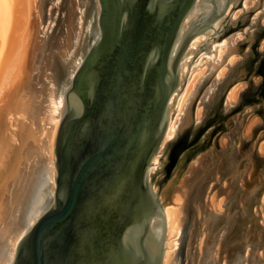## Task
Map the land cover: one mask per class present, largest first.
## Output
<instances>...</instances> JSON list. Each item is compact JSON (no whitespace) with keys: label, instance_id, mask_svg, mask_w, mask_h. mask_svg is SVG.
I'll return each mask as SVG.
<instances>
[{"label":"rangeland","instance_id":"374dc122","mask_svg":"<svg viewBox=\"0 0 264 264\" xmlns=\"http://www.w3.org/2000/svg\"><path fill=\"white\" fill-rule=\"evenodd\" d=\"M38 1L36 10L21 5L40 15L33 19L39 49L10 106L5 90L20 69L0 65V264L10 263L12 242L47 196L61 89L98 15L96 0ZM245 1L229 0L213 29L191 41L199 39L182 70L181 80L190 79L176 134L164 139L166 153L152 162L159 202L176 211L170 264H264V0ZM212 2L201 0L193 25L213 15ZM223 3L217 0L216 10ZM25 27L17 33V54L28 51L25 43L18 46ZM68 33L66 50L60 44ZM175 195L183 199L176 209Z\"/></svg>","mask_w":264,"mask_h":264},{"label":"water","instance_id":"95a60500","mask_svg":"<svg viewBox=\"0 0 264 264\" xmlns=\"http://www.w3.org/2000/svg\"><path fill=\"white\" fill-rule=\"evenodd\" d=\"M96 1L81 62L61 89L47 196L10 264L163 263L166 225L150 168L182 87L181 62L229 0L219 10L212 0L213 15L189 25L178 46L196 0Z\"/></svg>","mask_w":264,"mask_h":264},{"label":"bare ground","instance_id":"6f19581e","mask_svg":"<svg viewBox=\"0 0 264 264\" xmlns=\"http://www.w3.org/2000/svg\"><path fill=\"white\" fill-rule=\"evenodd\" d=\"M24 2H26L28 4V7L33 8V10L38 9L37 8V4H39L38 0H0V65L4 62L5 63L4 66H6L8 68L11 65L13 66V64L15 63V65L19 66V69H20L18 72H15L16 79L14 77V80H12V82L10 83L8 89L5 90V95H6V97L9 98V99L6 98L7 102L5 101L6 105H8V106H10L12 101L14 100V97H12L14 95L12 93L16 94V92L20 91V89H23V88L26 87V84L28 83V78H29L28 74L30 72L29 71L30 70V64L32 63L31 62V58L33 57V54L36 51V49H39V46H37V40H38L37 34H38V32L36 30V26L34 25V23H35L34 21L36 19L39 20L40 19V15H39V13L37 11L35 13L34 12H31V13L30 12L29 13L26 12L27 14L25 12H23L25 10L27 11V9L25 7V5L27 6V4L24 3ZM57 2H58V0H57ZM22 3H23V6H24L25 10H23V6H21ZM55 4H57V3H55ZM67 5H68V3H67ZM200 5H201V0H196L195 6L193 7V9L190 11V13L187 15V17L183 21V24H182V27L180 29V33H179V36H178V39H177V42H176V46L179 45L181 40L187 34V32H188L187 30H188L189 25H191L192 21L198 16L199 11H200V7H201ZM246 5H247V0L244 2V6H246ZM62 12H64V11L62 10ZM54 13H55V11H54ZM23 15H25V17ZM59 17H60V15H59ZM33 19H35V20L33 21ZM61 20H62V16H61ZM62 21H59V23L62 22ZM36 22H37V20H36ZM25 25H26V27H25L26 28V32L22 33L20 35L21 39H19L20 41L18 42L19 43L18 46H22L25 43V48H27L28 51L24 52V55H22L21 54L22 50H21L19 52V54H21V55H19V54H17V51H19V50L16 51V47H17L16 44H17V40H18L17 33L21 29L24 30V26ZM37 25H39V23H37ZM211 29H213V27ZM69 33H70V31H69ZM200 33H203V32H200ZM68 34L66 35L65 39L63 40L64 42H62L60 44L62 49H64V47H65V49L67 50V48H68V41L70 42V37H69L70 34L69 35ZM198 41H199V39L196 38L191 43V45L189 46V48L187 50L186 55L184 56V58H183V60L181 62V67H180V70H179L180 71L179 74H180V81L182 83V85L180 83V87L181 86L182 87L179 88L180 92L178 94H176L172 98L173 100H171V102L169 104V111H170V117L171 118H170L169 126L167 128L165 139L173 137L176 134L175 133V129H174L175 128L174 124L177 122V120H179L180 114H181V112L183 110L182 109L184 107L183 106V103H184L183 98L184 97L186 98V96H187L186 95V91H187L186 85L188 84V81L190 79L189 78V79L185 80V83H184V81L181 80L182 73H183V71L185 70V68L187 66V64L185 63V59L188 58L189 55L193 52V48L198 43ZM224 45L225 44H222L221 50H222ZM21 49H23V48H21ZM29 55L31 57H29ZM19 58H20V61H19ZM202 58L203 57H200L198 59L197 63H200ZM80 62H79V64H80ZM79 64H78V66H79ZM195 67H197V66H195ZM195 67L192 69V72H194ZM75 70H76V68H75ZM6 82H7V80H6ZM229 97H231V95ZM61 102H62L61 107H58V111H59L58 124H59V120H60V117H61V114H62V111H63V101H61ZM2 104H3V108L4 107L6 108V106H4L5 103H2ZM196 118H198L197 114H196ZM166 151H167V149L164 148V144L162 143L160 151H159V155H161L163 152L166 153ZM159 155L157 157H155L153 159V161H152L154 163V166L160 160ZM51 162L53 164V160ZM153 170H154V167L152 166L150 168V172H149L150 173L149 176H150V179H151V183L153 182V179H154L151 176L152 173H153ZM54 175H55V171L52 170V184H53ZM155 178H156V176H155ZM152 186H153V190L155 191V193H157L156 184L152 183ZM52 187H53V185H52ZM158 197H159V195H158ZM160 198H162V197H160ZM173 199H174L173 201L175 203V209H176V207L180 206L181 200H183V199H182V196H178V195L176 197H174ZM160 200L163 203L162 199H160ZM161 202H159L160 203L159 205H161ZM170 208L171 207H169V206H166V207L164 206V208L162 210V214L164 212L163 216H165L164 219H165V225H166V230H167L166 233L168 235L167 236L168 239L166 240V244H165L166 248H165V252H164V256H163V263L162 264H170L171 263V253H170L171 252V245H172L173 242L176 241L175 239H176V235H177V233H176L177 232V230H176L177 229V218L175 216L176 215L175 214L176 211L175 210L172 211ZM36 216L38 217V214ZM36 218L32 219V222L30 223V225L33 224V222L35 221ZM22 235H23V233H21L19 237L17 236L18 238L12 242L13 243L12 244V252L15 251L16 244H17L18 240L20 239V237ZM13 254H14V252L10 256L11 260H12ZM4 264H5V262H4ZM8 264H10V263H8Z\"/></svg>","mask_w":264,"mask_h":264}]
</instances>
